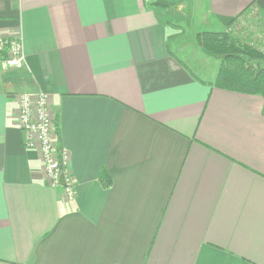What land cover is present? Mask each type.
<instances>
[{
    "label": "crops",
    "instance_id": "0c3cea01",
    "mask_svg": "<svg viewBox=\"0 0 264 264\" xmlns=\"http://www.w3.org/2000/svg\"><path fill=\"white\" fill-rule=\"evenodd\" d=\"M161 1L0 0V37L26 58L0 64V264H264V98L216 87L220 60L196 71ZM201 6L198 25L252 16L264 34V0ZM34 92L73 201L17 125Z\"/></svg>",
    "mask_w": 264,
    "mask_h": 264
},
{
    "label": "built area",
    "instance_id": "2783aa9c",
    "mask_svg": "<svg viewBox=\"0 0 264 264\" xmlns=\"http://www.w3.org/2000/svg\"><path fill=\"white\" fill-rule=\"evenodd\" d=\"M241 21V20H240ZM0 64L3 69L22 68L26 63L24 46L19 38L0 37ZM16 122L24 132L25 145L35 150L42 161V173L53 187H61L65 198L76 197L75 176L68 150L58 149V129L50 98L43 92L23 93L17 96Z\"/></svg>",
    "mask_w": 264,
    "mask_h": 264
},
{
    "label": "trees",
    "instance_id": "16d2710c",
    "mask_svg": "<svg viewBox=\"0 0 264 264\" xmlns=\"http://www.w3.org/2000/svg\"><path fill=\"white\" fill-rule=\"evenodd\" d=\"M161 6L173 3L162 0ZM197 43L209 54L220 57V66L214 85L216 87L264 98V54L229 32L205 31L196 36Z\"/></svg>",
    "mask_w": 264,
    "mask_h": 264
},
{
    "label": "rangeland",
    "instance_id": "374dc122",
    "mask_svg": "<svg viewBox=\"0 0 264 264\" xmlns=\"http://www.w3.org/2000/svg\"><path fill=\"white\" fill-rule=\"evenodd\" d=\"M187 1L188 6L191 7V10H188L187 5H184L185 3H187ZM169 2H172L175 6V9L177 10L172 19V22H174L176 25V27H174V30H181V32H183L181 42L183 44L185 43L184 47L189 50V52H184L186 54H184L185 59L193 61L192 65L194 66V69L196 71L199 72L200 68H202V70L204 71L207 67V60L216 63V60H220V57L207 53L199 45V43L196 42L195 33L218 30H216V28H214L215 30L212 28H207L206 26H204V21L202 25L196 24L197 21L201 20L200 12H202V0H170ZM203 12L205 14L207 13L205 10ZM178 17H180L181 20L178 19ZM261 26L262 25L260 19H256L251 16L248 19H244L241 22L227 28V30L225 31L229 32L233 37L239 39L241 42L255 47L264 54V44L260 43L261 40L262 42H264L263 28ZM174 30L172 29L170 30V32H174ZM250 36L254 37V40L257 41H251V39L249 38ZM172 44V47L174 48V43Z\"/></svg>",
    "mask_w": 264,
    "mask_h": 264
}]
</instances>
